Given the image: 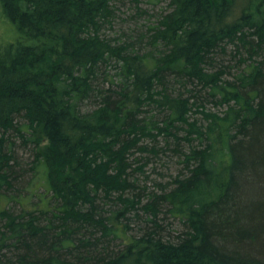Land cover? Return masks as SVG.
Instances as JSON below:
<instances>
[{
    "label": "trees",
    "instance_id": "1",
    "mask_svg": "<svg viewBox=\"0 0 264 264\" xmlns=\"http://www.w3.org/2000/svg\"><path fill=\"white\" fill-rule=\"evenodd\" d=\"M114 2L0 0L14 31L0 42V196L26 181L21 137L35 144L32 191L44 188L35 208L0 201V264H264V0H170L118 45L101 34ZM195 85L226 109L207 111ZM166 149L183 170L149 195L134 161Z\"/></svg>",
    "mask_w": 264,
    "mask_h": 264
},
{
    "label": "rangeland",
    "instance_id": "2",
    "mask_svg": "<svg viewBox=\"0 0 264 264\" xmlns=\"http://www.w3.org/2000/svg\"><path fill=\"white\" fill-rule=\"evenodd\" d=\"M115 2L116 8L113 23L108 24L105 28H103L101 30V34L104 38L109 39L113 43V45H118L120 43L126 42L129 37L131 38V36L135 34V30L137 32L142 29L146 30L151 25H153V23L159 17L160 13L167 10L170 0H115ZM12 32L14 33L12 24H9V22H7L0 16V42H3L4 40L5 42L13 40L14 34ZM231 48H234L233 45H229L228 51L225 53V55H223L224 57H226L225 59H223L225 63L232 66V70L230 72L231 74H226L225 77L227 76L226 78L235 79V74L240 70L238 69L239 66H234L236 62L231 60ZM141 49L142 52L144 50H147V48ZM107 66L108 67L106 72L108 73V75L105 74L100 76V81L105 80L106 87H109L110 83H112V79H115V81H117V79L119 80V77L116 79L115 76L119 72L120 64L115 58H112L111 62H109ZM216 70L217 69L209 67V71ZM106 79L108 80L106 81ZM193 87L197 88V91H194L193 95L195 93H202V95H200L201 98H208L205 103V108L207 111L217 112L220 114L226 109L227 105L221 103L220 96H209L208 94H206V90L200 93L199 90L202 89L200 85L191 86L190 89H193ZM171 90L175 92V94H178L179 91L184 92V88L181 85H175L171 87ZM187 92L188 93H184L186 94V96H192L191 92ZM208 92L211 93L209 88ZM196 98L197 97H194L192 100H195ZM92 102L93 101L89 100L85 101L82 104L83 108L90 109L91 107H93ZM147 111V115L149 116L157 115L160 118V116L163 115L157 109L147 107ZM191 118H199L201 122H204V118L200 114H196V116H193ZM161 119L162 118L157 121L161 122ZM20 121L22 122L21 125L23 127V131L27 133V131L29 130L26 126H24L26 124L24 123L25 119L21 117ZM180 131L181 136H184L185 131L183 129H181ZM39 139L42 146H46L48 144V140L45 139L44 136L41 135ZM162 139L163 136L159 135L157 141L159 140L160 146H164V141ZM17 142L18 145L16 147V156L19 160L20 167L27 171V173H25L26 181L24 184H22L20 192H17L16 200L10 198L9 196L8 199H4L2 196H0V201H2L1 207H4L6 204L16 211H22L23 208H35V203H40V197L44 192V188H39L36 191V194L32 191V189H34L38 185L33 184L36 179L34 170L31 167L33 163L32 161L34 159L35 144L28 142V145H25L22 137L21 139L19 138ZM154 143L156 142L151 137L146 138L144 142V144L149 146H153ZM196 143L198 144V141ZM183 145L187 147V142L185 140L183 142ZM137 157L139 158L138 160H136V162L134 161V165L140 167L139 165L146 163L144 164L145 167L143 168V170H145L146 172L143 173L142 171H140V173L134 174L132 176V179H135V183L138 184L142 189L146 190L149 195L152 192L160 194L163 186L167 185V183H169L173 177L180 175L183 170L182 156H179L173 149H166L165 152H161L159 156H154L153 154L149 153H137ZM149 195L144 196V203L150 199ZM41 206L43 207L42 202ZM166 222H171L170 228L173 231H177L182 227V222L178 218L172 216L168 217ZM131 224L135 227L134 223L131 222Z\"/></svg>",
    "mask_w": 264,
    "mask_h": 264
},
{
    "label": "bare ground",
    "instance_id": "3",
    "mask_svg": "<svg viewBox=\"0 0 264 264\" xmlns=\"http://www.w3.org/2000/svg\"><path fill=\"white\" fill-rule=\"evenodd\" d=\"M124 62V61H123ZM123 65V64H122ZM125 81V80H124Z\"/></svg>",
    "mask_w": 264,
    "mask_h": 264
}]
</instances>
